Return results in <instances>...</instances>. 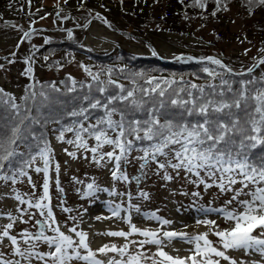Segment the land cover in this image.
<instances>
[{
    "label": "snow or ice",
    "instance_id": "obj_1",
    "mask_svg": "<svg viewBox=\"0 0 264 264\" xmlns=\"http://www.w3.org/2000/svg\"><path fill=\"white\" fill-rule=\"evenodd\" d=\"M64 2L67 3V0H64ZM183 2L184 0H180V3ZM28 3L31 5V0H28ZM215 3L217 11L228 10L224 0H215ZM245 3L249 6V10L253 6H264V0H245ZM191 6L204 8L205 0H192ZM212 15L215 16L216 12H213ZM57 16H59V12H57ZM97 17H99V14H97ZM44 18L41 17V19ZM12 27L16 26L12 25ZM19 30L22 31L23 35L17 44V48H19L20 43L31 39L30 32L23 29ZM68 36L69 38L72 37L71 31L68 32ZM44 43H50L49 39L45 38ZM247 51H250V49L245 51V55ZM259 51L261 58H254L253 65L247 68L246 73H235L236 75L247 74L251 77L250 79L240 81L241 88L238 92H234L229 81L223 79V74L217 71V68H219L232 74V69L224 65L220 59L207 57L197 61L198 63L207 61L208 64L216 66V68H209L205 65L201 71L207 73L209 77L221 78L219 90H217L215 85H208L212 89V94L219 96V99L202 98L198 102L195 98L192 100L169 98L168 101L173 106L183 107L184 113L187 116L202 118L195 122L185 120H165L163 123L161 122L157 116V112L165 106L163 98L168 94V89L175 82L166 79L157 81L153 77L146 81L149 85L147 88L139 86L138 88L125 90L122 85H116L119 88V94L108 96L105 102H102L100 99L93 101L85 96L84 99L88 100V108L82 107L78 111L70 113L74 117H83V120L74 122L72 126L61 128L57 136L59 141L75 145L77 149L90 151L93 154V160L97 164H100L105 158L108 161H114V168L111 174L113 179L116 180H127V177L120 172L121 162L127 160L128 154L133 150L135 142L147 141L149 143L139 149L143 152V155L139 159L145 161L144 164H141V168L146 167L149 161L154 162L158 171H165L163 176L165 180L172 179L166 171L168 168H171L177 172L184 170L194 174L198 178L201 171H204L208 178L213 180V184L218 183V187L223 192L232 191V186L239 183L241 188L235 191L232 198L226 201L223 207H202L199 209V211L204 213L210 211L220 213L226 221L232 224L231 228L215 230L218 226L214 220H197L198 224L211 226L210 230H212V234L219 238L218 245H214L208 239V233L189 236L187 233L182 232L163 231L161 236L156 231L138 229L135 224L131 223V215L122 218L128 222L130 231H108L102 233V235L124 237L127 239L133 233H139L147 239L139 242L130 241L129 243H138L141 248L145 244L157 245L158 251L153 254V257H148L142 252L130 253L129 243H125L120 247L114 244L111 246L103 245L94 251L89 246L88 233L83 230H77L79 223L69 228V232L78 238L73 239L72 235H67L61 231L51 209L48 208L47 204L43 203V201L50 199L49 167L51 163V150L46 143L43 148L39 149L37 154L43 161V167L36 166L34 168L36 173H44L43 196L35 203L23 199L19 193L16 194L15 199L20 204H27L29 207L40 209L41 216H46L44 221H37L40 224V229L37 233L32 234L27 231L21 233L25 243H29L32 240L42 241L48 245L50 250L48 252L34 251L36 248L35 244H30L28 249L21 250L16 236L10 235V230L13 228V223L11 222L3 226V230L0 232V243H3L4 238H7L14 246V255L22 257L25 260L35 257L43 261L44 264H48L49 261H51V264H71L73 260L82 261L83 264H142L143 261L149 259L152 261V264H221V261H225L227 264H237L235 259L227 255L228 250H244L246 254L254 252L260 254L261 258L264 259V238H260L264 237V156L261 157L259 164H253L249 162L247 151L233 154L232 150L220 147L221 144L227 145L232 143L233 137L237 134L240 136V148L242 150L255 149L259 145H264V76L260 78L251 76L257 67L264 65V48H261ZM152 55L156 56L157 53L153 51ZM44 59L47 60L48 57L45 56ZM177 59L182 58L178 57ZM187 59L192 60L193 58L188 57ZM30 61L31 57L25 60V63L29 66L25 70V73L22 74L32 76L33 68ZM0 68H3V65H0ZM84 70L92 77L93 81L97 82V91L102 94L105 93L107 87L103 81L99 80V76L94 75L87 68ZM135 75L143 77L144 73H135ZM107 83L115 84V81L109 80ZM162 84L164 87H162ZM75 85L76 81L72 80V87L68 90L75 91ZM225 86L227 87L225 88ZM87 87L91 88L92 85H88ZM45 88L50 89L51 92L60 91L55 84L48 86L41 85L39 88H36L35 85L30 86L27 90L28 95L22 98L24 104H17L15 97L4 93L3 89H0V110L8 113L6 122L0 125V170L6 168L5 162L10 165L16 157L23 156L18 151V142H23L27 138L25 131L30 124L40 123V120L33 115V108L37 103L41 104V106H47L51 99L49 92H46ZM191 88H196L201 94L204 93L203 87L198 88L197 85L193 84ZM179 91H185V89H180ZM137 92L140 93L139 96ZM226 92L232 93V96L225 98ZM153 94L161 98L159 105L158 107L147 109L145 107L147 104L145 98L151 97ZM169 95L178 96L179 92L174 89ZM188 95L191 97L192 93L189 91ZM29 100L32 101V104L28 103ZM125 103L133 111H148L150 118L143 122L135 119L126 121L124 112L116 107V104L123 105ZM89 108L103 109L104 115L99 117L95 124H88L86 127L83 121L88 119L86 114ZM117 113H119L121 118L114 120L113 115ZM240 113L243 115L241 116ZM56 122L58 123V121ZM66 132L74 133V138L65 140ZM110 133H114L115 135H110ZM85 136L93 138L96 141L93 147L89 148ZM129 137H132V139H129ZM104 145L112 146L113 150L102 153L100 150ZM65 152L73 158L76 157L75 152H68L67 149H65ZM37 155H31L30 159L23 161L24 166L32 167L35 164ZM160 157L164 159L160 160ZM54 171L57 173L56 185L59 187V164L54 165ZM17 176H27V172L23 170V167L17 168L16 175L5 174L0 176V179L5 181L11 180L12 183H16ZM28 181L34 189L35 184L32 183L30 176H28ZM198 182L205 183L203 179H199ZM213 184L205 183V187H212ZM250 185L253 187L249 188ZM87 188L89 191L84 193L86 196L92 195L93 191L97 190L92 183H89ZM245 189L249 190L245 191ZM60 190L62 191V189ZM103 190L107 191V189ZM109 194L114 195L115 193L110 192ZM141 195L145 198L147 197L146 193H142ZM193 195L199 196V193H193ZM241 195L249 198L241 200L239 199ZM233 202L237 204L238 208L230 209L228 207ZM131 207L137 213L140 212V209L135 205ZM45 208H48L46 213L44 212ZM64 211L70 210L65 208ZM109 211L112 213V217L121 218V206L119 204L115 205V207H110ZM112 217H104L103 219H111ZM144 217L146 219L159 220L162 225H169L171 223V221L166 219L161 220L155 213H145ZM8 218L9 220H14L10 214ZM71 219L75 221L74 217ZM96 219L100 220L101 217L98 216ZM46 229L50 230L54 235H46ZM257 229L261 230L260 236L253 235ZM173 239L193 244L192 255L186 258H174L163 251L162 245H164V241L167 240L171 243ZM108 253H115L117 255L109 257L107 261L99 258L100 255L107 256ZM3 255L0 252V264H20L19 260L13 262L2 259ZM154 257L161 259H155ZM240 264H245V262L241 261ZM252 264H258V262L252 261Z\"/></svg>",
    "mask_w": 264,
    "mask_h": 264
},
{
    "label": "rangeland",
    "instance_id": "obj_2",
    "mask_svg": "<svg viewBox=\"0 0 264 264\" xmlns=\"http://www.w3.org/2000/svg\"><path fill=\"white\" fill-rule=\"evenodd\" d=\"M69 0H67L68 2ZM78 1V0H76ZM113 1V0H107ZM131 1V0H130ZM64 0H41L36 6H26L18 11L13 8H4L0 12V85L13 97L15 101H19L25 87V68L23 61L31 55L32 51L40 49L45 43V38H63L67 35V28L76 25H85L86 30L81 33L82 46L85 49H91L97 52L117 51L123 47L129 51L138 54H152L153 50L163 53L167 57L185 56V55H214L222 61L244 64L252 66L254 58H259L260 49L264 48L261 38L257 32L249 30L250 20L255 16L244 9L235 5L232 6L227 14L222 18L211 21L208 24L196 25L193 33L166 32L162 29L164 24L151 20L143 23L136 28L132 24L122 21L121 17L111 15L108 10L97 8L94 4L89 6L73 5L72 10L64 8ZM16 7V5H14ZM17 7H20L17 5ZM62 9V11H61ZM59 12V16H57ZM99 14V17H97ZM104 14L110 16V20L104 18ZM41 17H45L41 19ZM256 18L264 19V15L259 14ZM115 24V26H110ZM15 25L16 27H12ZM34 28L31 31V28ZM28 31L31 34L30 40L17 44L22 38V31ZM252 33H251V32ZM264 39V38H263ZM35 45V47H33ZM247 54L245 55V51ZM15 53V55H13ZM13 61V62H9ZM88 65L87 59L83 55H78L77 59L61 70L48 69L38 66L31 62V66L38 74V78L53 79L64 81L65 75H69L76 80L88 81L89 74L85 72ZM29 66V65H28ZM263 67L264 65H260ZM259 66V67H260ZM257 67V68H259ZM24 69V70H23ZM52 129L56 126H52ZM59 130H53L51 138L52 153L51 163L49 167V197L47 200L48 208L51 209L56 223L60 226L61 231L68 232L69 228L79 223V230L88 233V243L92 250H97L103 245L123 246L130 241L139 242L147 239L139 233H133L127 239L124 237H111L102 235L108 231H130L129 224L124 217L131 215V223L135 224L138 229L156 231L162 236L163 231H175L178 233H187L189 236L196 234L208 233V239L214 245H218L219 238L212 234L211 226L198 224L197 220H214L218 226L215 230H223L231 228L232 224L226 221L222 214L217 212H201L200 208H220L226 201L230 200L235 191L241 188L238 183L232 186V191L223 192L217 184H213V180L209 179L204 171H201L200 177H196L192 173L184 170L174 171L168 168L167 174L172 177L171 180L163 179L164 170L152 171L141 177L137 173L138 167L131 168L133 173L132 182L126 185L120 184L114 186L112 181V161L105 158L100 164L93 160V154L84 149H77L75 145H69L59 141L57 136ZM74 133L66 132L65 140L73 139ZM89 148L93 147L96 141L93 138L85 136ZM75 152L76 157L73 158L65 152ZM108 148L104 146L100 151L108 152ZM59 164L60 171L59 187L56 185L57 173L54 171V165ZM36 166L43 167V161L37 157L33 168L31 169V180L35 184L33 189L28 178L18 181L16 185L9 184L0 180V232L3 226L13 223L10 235L17 238L18 246L21 250L29 248L30 244H35L34 251L48 252L50 249L47 244L42 241L25 243L24 238L19 236V231L28 229L29 225H35L39 220L38 215L30 213L31 219H27L24 223L22 218V206L15 199L17 193L26 192L33 196H38L43 192L44 173H36ZM203 179L206 184H213L212 187H205V183H199L198 180ZM94 180L99 187L97 200L88 201L80 195V189L85 188L87 182ZM196 181V182H194ZM19 184V185H18ZM18 185V186H17ZM253 187L252 185L249 188ZM62 189V191L60 190ZM103 189H107L104 191ZM249 189H245L248 191ZM124 193L121 201V218L112 217L109 211L110 207L117 205L115 195L109 193ZM129 192L131 195L126 194ZM146 193L147 197L142 196ZM199 193V196L193 195ZM128 195V196H127ZM118 197V196H117ZM249 197L241 195L239 199L244 200ZM129 199V200H128ZM65 205V206H64ZM130 205L125 211L124 206ZM135 205L140 209L137 213L131 206ZM230 209L238 208L237 204L228 206ZM48 208L44 210L46 213ZM67 208L70 211H64ZM145 213H155L161 220H169V225H162L159 220L146 219ZM9 214L14 220H9ZM101 217L97 220L96 217ZM75 218V221L71 218ZM104 217H112L111 219H103ZM43 221L46 216H42ZM260 229L254 231L253 235L260 236ZM52 234L51 232H49ZM73 239H78L71 233ZM264 238V237H260ZM163 251L174 258H186L192 255L194 245L186 243L179 239H173L171 243L167 240L162 245ZM14 246L7 239H3L0 243V252L4 255L2 259L11 260L13 262L19 260L20 264H44L43 261L32 257L25 260L22 257L14 255ZM158 251L157 245L145 244L143 248L137 244L129 243V252H142L148 257H153ZM115 253H108L107 256L100 255L99 258L107 261ZM227 255L240 264H252L257 261L258 264H264V259L260 254L250 252L245 253L244 250H228ZM117 258H119L117 256ZM155 259H161L154 257ZM199 259V257H197ZM51 264V261L48 262ZM71 264H83L82 261L73 260ZM142 264H152V261L145 260ZM221 264H227L221 261Z\"/></svg>",
    "mask_w": 264,
    "mask_h": 264
},
{
    "label": "trees",
    "instance_id": "obj_3",
    "mask_svg": "<svg viewBox=\"0 0 264 264\" xmlns=\"http://www.w3.org/2000/svg\"><path fill=\"white\" fill-rule=\"evenodd\" d=\"M41 0H31L30 6H36V4ZM227 4V9L229 10L232 6H239L244 9L245 12H249L251 15H255L248 25L249 30L252 29L255 33L257 32L258 36L261 38L262 44H264V19L256 18L259 14L264 15V6H253L249 10V6L245 3V0H224ZM89 6L94 4L97 8L108 10L111 15L119 16L123 19L122 21L127 24H132L134 28L137 26L149 22L151 20H156L157 22L164 24L162 27L166 32H178V33H193L195 31L196 25L208 24L211 21H216L228 12L225 10L217 11V5L215 0H205V7H192V0H184L183 3H180V0H123L122 3L115 2L113 6H107L105 0H69L65 3L64 8L67 10H72L73 5ZM16 5V7H14ZM19 5L20 7H17ZM26 6L29 7L28 0H0V12L4 8H13L18 11L24 9ZM216 12V15L213 16L212 13ZM108 20H110L109 15H104ZM110 26H115L110 23ZM86 30V27H76L67 29V35L64 38H48L50 43L44 44L40 49L32 51L31 61L38 66L44 67L45 70L54 69L61 70L63 67L73 63L78 55H83L88 62V65L85 67L89 69L94 75L99 76V80L103 81L107 87L105 93H100L97 91V82L93 81L92 77H88V81L85 80H76L75 91H69L68 89L72 87V79L67 74L65 75L66 79L62 81L53 79L38 78L37 72L33 69L32 76L27 75L25 80V87L23 88L22 95L19 98V101H15L17 104H24L23 97L28 95V89L30 86L35 85L36 88H39L41 85L48 86L55 84L59 88V92H51L50 89L45 88L46 92L50 94V101L47 106H41L37 103L33 108V115L40 120V123H32L29 125L25 131V136L27 137L23 142L19 143L18 151L23 154L22 157L18 156L13 160L12 164H6L4 170H0V176L3 175H16V170L19 167H23V170L27 172V176H17V182L12 183L11 180L3 182H8L13 186L18 183V181H23L28 178L31 174L32 167L24 166L23 161L30 159L31 155H37L40 148L45 146V143L50 148L52 152L51 138L53 136V130H60L61 128L72 126L74 122L83 120V117H74L70 113L72 111H78L80 108H88V100H85L84 97L87 96L90 100L100 99L102 102H105L110 95L119 94V88L116 85H122L125 90H131L133 88H138L143 86L145 88L149 87L146 81L150 78H156L157 81L160 80H169L174 81L171 87L168 89V94L163 98L165 101V106L160 108L157 112V116L160 118L163 123L165 120L180 121L185 120L189 122H195L198 119H202L198 116H187L184 113L183 107L173 106L168 101L171 99H183V100H192L195 98L198 102L203 99H213L218 100L219 96L212 94V89L208 85H215L217 90L220 89L221 78L216 77L212 78L201 71V69L207 65L209 68H216L215 65L208 64L207 61L203 63H198L197 61L201 58H207L210 54L206 55H185V56H174L167 57L163 53L153 50L157 53L156 56L152 54H138L132 51H129L123 47H120L117 52H96L89 49H85L82 46L81 33ZM72 32V37L69 38L68 32ZM251 32V31H250ZM252 33V32H251ZM259 58H261V53ZM47 56L48 59L45 60L44 57ZM178 57L182 59H177ZM188 57H192V60H188ZM257 58V59H259ZM224 65L232 69V74L227 73L223 69L217 68V71L223 74V79L228 80L234 92H238L241 88L240 81L247 80L251 77L247 74L245 75H236L235 73H246V70L249 66L244 64L237 65L233 62L223 61ZM23 66L27 69L28 64L23 61ZM24 70V69H23ZM111 70V71H109ZM135 73H144L143 77L135 75ZM252 77L260 78L264 76L263 67L260 66L256 68L251 74ZM74 80V79H73ZM109 80L115 81V84H108ZM197 85L204 88V93L201 94L196 88H191V85ZM88 85H92L91 88H88ZM162 87L164 85L162 84ZM227 86H225L226 88ZM251 87V86H249ZM0 89H3L4 93L9 94L1 85ZM179 92L178 96L169 94L173 90ZM180 89H185V91H179ZM192 93L190 97L188 92ZM139 96L140 93L137 92ZM232 93H225V98H230ZM147 100L146 108L151 109L153 107H158L159 101L161 98L156 97L154 94L151 97H146ZM29 104H32V101H28ZM116 107L124 112V116L127 120H140L141 122L148 120L149 114L146 110H131L129 106L125 103L123 105L116 104ZM38 109V111H37ZM235 111V110H234ZM88 119L83 121L85 126L88 124H95L96 120L104 115L103 109H88L86 114ZM242 116L243 114L240 113ZM8 113L0 110V125L6 122ZM121 117L119 113L113 115L114 120H119ZM223 119V117H221ZM58 121V123L56 122ZM56 128L52 129V126ZM254 134V133H250ZM110 135H115L110 133ZM132 139V137H129ZM149 142L147 141H136L133 150L128 154L127 160L121 162L120 172H122L127 180H116L112 181L114 186L132 182L133 174L136 172L132 171L131 168L138 167L137 173L141 174V177H145L146 174L152 173V171H157V166L154 162L149 161L147 166L141 168V164H144L145 161L139 159L143 155L139 149L143 146H146ZM108 148V152L112 151V146L104 145ZM221 148H228L233 151V154L240 151H247L249 162L253 164H259L261 162V157L264 156V145H259L255 149H241L240 148V136L237 134L233 137V142L227 145L221 144ZM51 154V153H50ZM118 154V150H117ZM37 157H39L37 155ZM163 160V157L159 158ZM114 163V161H113ZM114 168V165H113ZM119 175V173H118ZM89 183L94 184V188L97 189L93 191L92 195L86 196L84 193L88 192L87 185ZM19 185V184H18ZM17 185V186H18ZM99 187L95 184L94 180L86 183L85 188L80 189V195L83 198L93 199L96 196ZM129 196V192H126ZM122 195V194H121ZM127 195V196H128ZM20 196L25 200H30L35 203L37 200L43 196V192L38 196H33L26 192H20ZM90 199V200H91ZM47 204V200L43 201ZM22 206V218L24 223L27 219H31L30 213L38 215V221H43L40 214L41 210L36 209L35 207H29L27 204H21ZM65 206V205H64ZM45 210V209H44ZM64 210V208H62ZM40 224L36 223L35 225H29L28 229H24L22 232L27 231L29 233L35 234L39 231ZM19 231V236L21 233ZM50 230L46 229V235L50 234ZM70 235V233H65ZM25 241V240H24ZM33 242L35 240H32ZM31 242V241H30ZM29 242V243H30ZM39 242V241H35ZM34 242V243H35ZM40 243V242H39Z\"/></svg>",
    "mask_w": 264,
    "mask_h": 264
}]
</instances>
